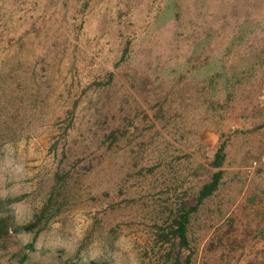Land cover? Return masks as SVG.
Listing matches in <instances>:
<instances>
[{
  "label": "rangeland",
  "instance_id": "rangeland-1",
  "mask_svg": "<svg viewBox=\"0 0 264 264\" xmlns=\"http://www.w3.org/2000/svg\"><path fill=\"white\" fill-rule=\"evenodd\" d=\"M259 155L264 0H0V264H264Z\"/></svg>",
  "mask_w": 264,
  "mask_h": 264
},
{
  "label": "trees",
  "instance_id": "trees-1",
  "mask_svg": "<svg viewBox=\"0 0 264 264\" xmlns=\"http://www.w3.org/2000/svg\"><path fill=\"white\" fill-rule=\"evenodd\" d=\"M223 144H220L218 148L216 149L214 155H213V160L211 164L218 168L215 172L211 174L210 181L207 183H204L201 188L198 191V194L196 196V202L200 201L203 197L207 196L208 194L211 193L213 189H215L218 180L221 176V164L223 160ZM195 208L194 205H189L185 210L183 208L180 209L178 214L176 215V218L174 219V228H173V233L174 235L178 238L180 244H185L186 242V223L188 221V214ZM187 263V259L184 261V264Z\"/></svg>",
  "mask_w": 264,
  "mask_h": 264
},
{
  "label": "built area",
  "instance_id": "built-area-1",
  "mask_svg": "<svg viewBox=\"0 0 264 264\" xmlns=\"http://www.w3.org/2000/svg\"><path fill=\"white\" fill-rule=\"evenodd\" d=\"M263 166H264V155H259L255 160H252V162H251V167L252 168H255V167L259 168L260 169L259 174L264 177ZM262 183H263V187H264V178H263Z\"/></svg>",
  "mask_w": 264,
  "mask_h": 264
}]
</instances>
